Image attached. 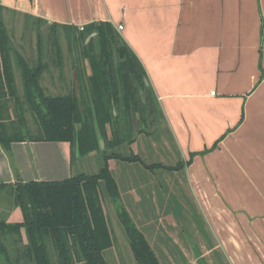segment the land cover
Here are the masks:
<instances>
[{"label": "crops", "instance_id": "0c3cea01", "mask_svg": "<svg viewBox=\"0 0 264 264\" xmlns=\"http://www.w3.org/2000/svg\"><path fill=\"white\" fill-rule=\"evenodd\" d=\"M0 5L3 20L10 14L76 33L80 26L110 22L141 63L173 138L175 164H181L171 171L155 169L162 182L172 184L150 188L152 179H134V164L109 159L117 205L128 211V195L142 210L147 187L151 194L160 189L163 196H188L210 250L217 248L228 264H264V0H0ZM58 55L51 64L39 56L41 76L63 68ZM130 148L137 153L135 143ZM72 155L69 142L25 139L12 141L9 149L0 143V185L67 178ZM119 181L128 182L127 189ZM182 254L186 264L202 256Z\"/></svg>", "mask_w": 264, "mask_h": 264}, {"label": "trees", "instance_id": "16d2710c", "mask_svg": "<svg viewBox=\"0 0 264 264\" xmlns=\"http://www.w3.org/2000/svg\"><path fill=\"white\" fill-rule=\"evenodd\" d=\"M77 32L83 41L95 33L82 47L81 57L88 60L90 74L85 76L83 73L82 90L75 74L77 92L45 95L38 83L44 68L40 58L32 68L23 57L16 55L25 97L40 130L38 136L9 135L1 122V99L6 91L15 96L16 89L9 39L0 16V143L9 149L12 141L25 139L69 142L72 146L77 145L79 156H84L94 150L100 151L95 126L104 141L102 165L94 174H72L61 180H18L14 184L0 185L9 189L21 212L19 221L0 220V256L7 263V248L1 237L15 234L22 240L24 234L22 256L30 263L53 264L47 252V246L51 244L55 264H107L103 251L113 245V238L102 205V188L110 199L119 197L108 160L168 171L181 165L180 162L173 166L161 162L148 164L130 148L136 134L145 132L155 120L164 122V116L141 63L113 25L107 21L93 22ZM106 125L110 127L109 140ZM131 132H134L133 136H130ZM124 142L129 145L126 154L115 150ZM106 147L111 150L107 151ZM116 211L135 262L160 264L145 235L125 208L120 205Z\"/></svg>", "mask_w": 264, "mask_h": 264}, {"label": "rangeland", "instance_id": "374dc122", "mask_svg": "<svg viewBox=\"0 0 264 264\" xmlns=\"http://www.w3.org/2000/svg\"><path fill=\"white\" fill-rule=\"evenodd\" d=\"M1 21L9 39L10 64L16 89L15 96H10L6 91L1 99V122L9 135L15 133L28 137L38 136L40 126L33 110L27 103L22 73L16 55L23 57L27 64L33 68L37 64L40 55L44 62H50L51 64V60L59 59L57 56L60 54L61 62L64 64L63 68L60 70L52 68L51 71H46L42 76L41 74L39 76L38 83L42 89L45 87L50 89V92L44 90V94L59 95L63 92L74 91L75 86L72 83V73H70V66L72 64V67L77 70L76 73L80 79L79 86L80 90H82L84 72L81 67L83 65L85 69H90L88 61L81 57L82 47L87 42V37L83 41L78 36V32L76 33L74 30L53 29L43 23L30 21L26 18H15L14 15L10 14H6L4 20L1 17ZM38 46H40V52L37 50ZM84 60L86 62L82 64ZM58 71H61V76L58 75ZM65 81L69 82V84H63ZM140 127L146 129L142 125ZM109 130L110 127L106 125L107 138H110L111 133ZM133 135L134 132H131L130 136ZM136 136V141L132 142L131 145L135 143V150L144 162L148 164L161 162L171 166L176 163L175 144L165 122L160 119L155 120L145 132H140ZM128 146L124 142L121 146L116 147L115 150L126 154L129 151ZM106 150L110 151L111 148L106 147ZM101 151L95 152L92 156L87 154L79 156L75 145H73L72 174L96 173L102 165ZM114 161L116 163H125V165L130 164L117 159ZM131 164H134L133 167H136L138 171L134 175V179L145 177L154 181V183L152 181L150 188H154L153 186L159 188V184L166 183L167 180L163 179L162 182L160 176L157 174L159 171L144 168L139 163ZM130 170L135 172V169ZM116 172L114 173L115 175L117 174ZM167 182L168 184L171 183L169 180ZM128 184V182L119 181L121 190L127 189ZM100 185L102 187V183ZM146 189L147 200L145 204L141 205L142 210L139 209L140 207L137 203L134 205L130 204L128 195H124V200L130 218L145 235L160 264H186L187 259L183 256L182 250L190 258L202 255L200 260H192L194 264H228L217 248L209 249L208 246L211 243H207L206 237L203 236L201 217L195 214L188 196L180 197L181 194L176 196L175 194L169 195L168 193H165L163 196L159 193L160 189H157L155 194H151V189L148 187ZM101 200L113 238V245L103 251L107 264H137L132 256L125 232L117 217L116 209L118 208L119 199H110L102 188ZM168 216L171 218L170 220L166 218ZM159 217L162 220H160L161 222L158 221ZM0 220L6 222L21 220L20 209L14 204L13 196L9 190H5L3 193L2 191L0 192ZM1 238L7 248L9 262L4 261V264H33L26 261L22 256L23 246L26 241L24 234L22 240L18 239L15 234L9 235L7 238ZM173 239L178 241L177 244L172 242ZM47 252L51 262L55 264V251L51 244H48Z\"/></svg>", "mask_w": 264, "mask_h": 264}, {"label": "water", "instance_id": "95a60500", "mask_svg": "<svg viewBox=\"0 0 264 264\" xmlns=\"http://www.w3.org/2000/svg\"><path fill=\"white\" fill-rule=\"evenodd\" d=\"M94 35H95V33H92V34H90L89 36H87V41H88V39H89L90 37H92V36H94ZM95 129H96V135H97V139H98L99 149L101 150V149H103V147H104V141H103V139H102V137H101V135H100V133H99V131H98L97 126H95ZM75 149H76V152H77V145H75ZM1 264H4V260H3L2 257H1Z\"/></svg>", "mask_w": 264, "mask_h": 264}, {"label": "built area", "instance_id": "2783aa9c", "mask_svg": "<svg viewBox=\"0 0 264 264\" xmlns=\"http://www.w3.org/2000/svg\"><path fill=\"white\" fill-rule=\"evenodd\" d=\"M118 29H121L122 28V26L121 25H118V27H117ZM83 29V26H80V30H82ZM210 93L211 94H213L214 93V91H210Z\"/></svg>", "mask_w": 264, "mask_h": 264}]
</instances>
